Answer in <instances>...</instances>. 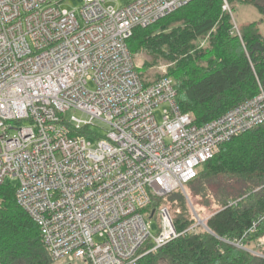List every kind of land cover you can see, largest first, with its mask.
I'll return each mask as SVG.
<instances>
[{"label": "built area", "instance_id": "1", "mask_svg": "<svg viewBox=\"0 0 264 264\" xmlns=\"http://www.w3.org/2000/svg\"><path fill=\"white\" fill-rule=\"evenodd\" d=\"M63 1L0 0V184L16 182L53 261L135 264L148 242L145 254L207 229L185 186L225 142L264 123V90L197 126L175 80L145 81L127 46L135 28L193 0ZM177 189L196 223L178 232L162 205L154 234L146 208Z\"/></svg>", "mask_w": 264, "mask_h": 264}, {"label": "trees", "instance_id": "2", "mask_svg": "<svg viewBox=\"0 0 264 264\" xmlns=\"http://www.w3.org/2000/svg\"><path fill=\"white\" fill-rule=\"evenodd\" d=\"M244 6L256 8L264 20V0H193L135 28L127 40L134 59L141 51L149 54L146 68L160 57L174 63L167 76L176 80L177 104L197 126L264 90V30L249 21L235 30ZM201 39H207L203 47ZM187 186L208 229L188 231L135 264H264V123L225 142ZM16 190L13 182L0 184V264H51L41 230L18 204ZM162 205L170 209L178 232L196 223L182 192L154 198L145 211L151 215ZM151 247L148 242L140 254Z\"/></svg>", "mask_w": 264, "mask_h": 264}, {"label": "rangeland", "instance_id": "3", "mask_svg": "<svg viewBox=\"0 0 264 264\" xmlns=\"http://www.w3.org/2000/svg\"><path fill=\"white\" fill-rule=\"evenodd\" d=\"M131 1L132 0H111L110 3L112 5H115V6H123V5H126L127 3L131 2ZM82 4H83V0H64L62 2L61 6L63 9L73 10V9L80 8L82 6ZM224 9L230 12L229 5H228V8H225V5H224ZM246 21L258 22L260 24L261 28L264 30L263 17L260 14V12L256 8H254L253 6L241 7L236 14V24L237 23L240 24L241 22H246ZM207 39H208V37H207ZM207 39L199 40L198 45L200 47L205 46L207 44ZM150 59H151V57L149 56V54H147V52L145 50L135 54V61H136L137 65L139 66V72L143 76V79L147 82L154 81V80H156L159 77L164 76V75H169L170 68H172L174 66L173 62L168 61L164 57H160L157 65L152 66L150 68H146L144 66V63ZM172 78L175 80L174 77H172ZM71 114H72V112H69L67 114V118H70ZM157 115H158V119L161 120V112L160 111H158ZM95 132L103 134V132H101L98 129H95ZM93 143H95L94 140H93ZM6 182H13V181L7 180ZM13 183L16 184V182H13ZM185 187L187 189L188 186L186 185ZM181 192H182L181 189H177L176 191H174V193H176V194H180ZM199 199H201V198H199ZM194 202L197 203L200 201L199 200L197 201V199L194 198ZM187 205H189L188 200H187ZM204 214H205V216H208L210 214V210L206 209ZM159 226H160V218H159V214L157 213L152 218V231L154 234L158 233ZM145 253L146 252H143L142 256L146 255ZM51 264H84V262L76 261V260H70V259L66 258V259L61 260V261H53Z\"/></svg>", "mask_w": 264, "mask_h": 264}, {"label": "water", "instance_id": "4", "mask_svg": "<svg viewBox=\"0 0 264 264\" xmlns=\"http://www.w3.org/2000/svg\"><path fill=\"white\" fill-rule=\"evenodd\" d=\"M154 214H155V211H153V212H152V216H151V217H153V216H154ZM206 228H207V226H206ZM207 229H208V228H207Z\"/></svg>", "mask_w": 264, "mask_h": 264}]
</instances>
